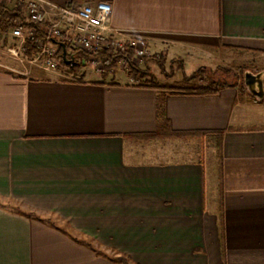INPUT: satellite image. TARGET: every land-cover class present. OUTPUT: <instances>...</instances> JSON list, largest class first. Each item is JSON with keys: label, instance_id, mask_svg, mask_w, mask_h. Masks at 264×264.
<instances>
[{"label": "crops", "instance_id": "crops-1", "mask_svg": "<svg viewBox=\"0 0 264 264\" xmlns=\"http://www.w3.org/2000/svg\"><path fill=\"white\" fill-rule=\"evenodd\" d=\"M53 1L109 2V24L148 46L139 69L153 74L156 55L183 67L264 56V0ZM62 67L0 60V264H264V86L189 94L147 71L132 81L122 66ZM218 132L209 203L201 158L159 161L144 148L215 145Z\"/></svg>", "mask_w": 264, "mask_h": 264}, {"label": "built area", "instance_id": "built-area-1", "mask_svg": "<svg viewBox=\"0 0 264 264\" xmlns=\"http://www.w3.org/2000/svg\"><path fill=\"white\" fill-rule=\"evenodd\" d=\"M3 1L9 7L23 9L25 18L8 28L12 43L7 49L30 64L58 70L62 67L64 45L69 66L87 64L104 73L102 54H111L135 81V60L150 53L144 42L123 38L120 31L109 24L112 7L107 1L76 7L53 0Z\"/></svg>", "mask_w": 264, "mask_h": 264}, {"label": "rangeland", "instance_id": "rangeland-1", "mask_svg": "<svg viewBox=\"0 0 264 264\" xmlns=\"http://www.w3.org/2000/svg\"><path fill=\"white\" fill-rule=\"evenodd\" d=\"M11 43L12 39L8 33V29H0V60L5 62L10 68L16 70L19 69L18 67H22L23 65L33 66L34 64L21 60L8 51L7 47ZM151 55L152 53L150 52L143 58L135 60V69H133V72L135 73V80L139 78L138 74H140V76L143 75V77L147 76V79L145 78L147 81L153 85H160V83H162V85H160L162 89L169 91H176L170 88L175 83H179V81L183 82L185 79H190L188 80V83L201 85L207 84L213 80L218 82H235L251 92L245 84L246 72H252L253 74L264 72V56L249 51H231L230 55L228 53L223 60H218L206 65L204 63L200 66L198 65L197 67L193 64H187L183 67L182 62L179 60L170 61L164 57L156 55L155 69L157 71L155 74L151 73L148 70L149 68L144 71L143 69H139L140 63L146 57ZM116 67L118 72H122L121 74H123V71L121 70L122 67L120 64L118 65L117 62ZM146 71L149 75H145ZM128 73L129 75L131 74L129 71ZM193 75H195V77L192 79L191 77ZM141 81L145 82V80H140V82ZM262 81L264 86V77ZM144 148L147 152H150L149 154L151 157L158 159L159 161H182L201 158L206 164L207 201L208 203L212 201V179L214 178V174L219 175L222 170V159L220 158L218 139L215 145L213 143L201 144L196 142L194 144H189L184 141L159 139L154 141V143L145 145Z\"/></svg>", "mask_w": 264, "mask_h": 264}, {"label": "trees", "instance_id": "trees-1", "mask_svg": "<svg viewBox=\"0 0 264 264\" xmlns=\"http://www.w3.org/2000/svg\"><path fill=\"white\" fill-rule=\"evenodd\" d=\"M25 18L24 12L22 7L16 6V7H9L5 4L3 0H0V29L1 30H7L11 25H14L18 19ZM41 31V30H40ZM102 62L105 67V70H110L112 67L116 66V60L113 58L111 54H102ZM68 58L65 59L62 56V66H67ZM195 75H193L191 78L193 79ZM188 80L185 79L183 82L179 81V83H175L173 86H171V89H174L176 91H183L185 93L189 94H212L218 92L220 89L227 87L228 85H235L236 83H230L227 81L218 82V81H211L207 84H190L188 83ZM167 87V86H165ZM158 117H159V125L157 129V133L161 134L164 129L168 126L167 119L164 116L163 108L160 105L158 108ZM222 133L218 132V145L220 147V140H221ZM220 158L222 159L221 150H220ZM30 217L37 216L35 213H26ZM118 261H120L122 264H132L130 262V259L126 256H120L118 258Z\"/></svg>", "mask_w": 264, "mask_h": 264}, {"label": "water", "instance_id": "water-1", "mask_svg": "<svg viewBox=\"0 0 264 264\" xmlns=\"http://www.w3.org/2000/svg\"><path fill=\"white\" fill-rule=\"evenodd\" d=\"M62 47H63L62 56L65 59L66 58V48L64 45H62ZM263 77H264V72L258 73V74H253L252 72H246L245 84H246L247 88L252 92V94H254V95H256V94L262 95L263 94V90H262V88H263V81H262ZM256 83H257V85H256Z\"/></svg>", "mask_w": 264, "mask_h": 264}, {"label": "flooded vegetation", "instance_id": "flooded-vegetation-1", "mask_svg": "<svg viewBox=\"0 0 264 264\" xmlns=\"http://www.w3.org/2000/svg\"><path fill=\"white\" fill-rule=\"evenodd\" d=\"M255 84V83H254ZM256 85H257V83H256Z\"/></svg>", "mask_w": 264, "mask_h": 264}]
</instances>
